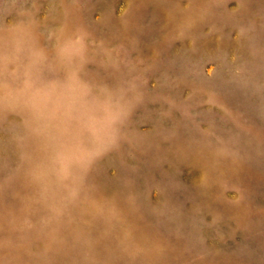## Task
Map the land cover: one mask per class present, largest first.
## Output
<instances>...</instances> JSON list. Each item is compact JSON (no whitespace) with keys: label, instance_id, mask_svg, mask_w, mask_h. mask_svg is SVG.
I'll return each mask as SVG.
<instances>
[{"label":"rangeland","instance_id":"1","mask_svg":"<svg viewBox=\"0 0 264 264\" xmlns=\"http://www.w3.org/2000/svg\"><path fill=\"white\" fill-rule=\"evenodd\" d=\"M0 264H264V0H0Z\"/></svg>","mask_w":264,"mask_h":264}]
</instances>
